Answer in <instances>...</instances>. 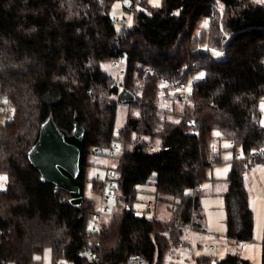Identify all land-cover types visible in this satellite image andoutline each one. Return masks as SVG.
I'll use <instances>...</instances> for the list:
<instances>
[{
  "label": "trees",
  "instance_id": "obj_1",
  "mask_svg": "<svg viewBox=\"0 0 264 264\" xmlns=\"http://www.w3.org/2000/svg\"><path fill=\"white\" fill-rule=\"evenodd\" d=\"M115 1L0 0V94L14 107L0 123V177L7 178L0 188V264H43L46 246L53 264L61 258L73 264H170L166 253L187 243L183 233L202 228L197 191L208 170L223 161L211 147L216 130L234 150L224 194L226 236L254 240L245 173L264 158L251 157L264 146V0H162L155 6L137 0L135 10L129 0L123 7L133 13V25L121 30L111 13ZM203 19L207 28H201ZM123 56L119 83L102 62ZM181 84L188 96L181 95ZM123 87L136 98L126 102L127 121L115 133ZM49 116L68 133L76 117L84 125L82 180L88 155L106 156L112 195L103 197V179H94L93 187L102 206L108 209L116 196L119 209L108 222L102 218L100 230L91 225L102 206L96 209L86 196L79 203L68 200L66 190L41 180L29 159ZM114 143L117 152L109 157ZM154 145L160 148L150 152ZM143 184L153 189L146 201L153 212L151 197L155 204L161 194L174 198L168 221L134 207ZM211 263L254 264L237 253L221 259L194 253L190 263L175 262Z\"/></svg>",
  "mask_w": 264,
  "mask_h": 264
},
{
  "label": "rangeland",
  "instance_id": "obj_2",
  "mask_svg": "<svg viewBox=\"0 0 264 264\" xmlns=\"http://www.w3.org/2000/svg\"><path fill=\"white\" fill-rule=\"evenodd\" d=\"M151 5H160L162 0H148ZM124 3L129 4V0H116L111 8V13L118 19L116 22L117 27L121 30L123 26L133 25V13L124 10ZM138 8V3L136 4ZM201 28H207L208 20L203 19L200 23ZM200 28V29H201ZM199 29V30H200ZM215 56H221V53L215 49L212 50ZM126 67V58L123 56L120 60L112 59L102 62V68L106 70L110 75H112L119 83L122 82L124 77V69ZM260 107L262 109V122L264 123V99L260 102ZM134 109V108H133ZM136 110V109H135ZM14 107L10 105L5 96L0 94V123H4L11 115H13ZM130 112L129 104L126 102H119L117 108V115L115 121V133H118L119 129L122 128ZM134 112V110H133ZM117 144V143H116ZM119 144V143H118ZM117 144V145H118ZM232 142L227 138H221V132L216 130L212 139L211 147L214 149L215 154H219L223 161L216 163L211 169L208 170L209 177L206 178L200 184L198 188V195L201 199L203 206V211L205 212L204 227L207 230L216 232L217 236L223 238L222 233H226V210H225V200L224 194L228 190L229 181L227 179L228 173L231 170V158L234 155V150L231 148ZM159 145H154L150 148V152L158 150ZM117 158L113 157L111 160L112 165L116 163ZM110 163V165H111ZM108 162L106 156L103 152L90 153L88 155V165L85 168L84 183V196L93 199L96 209L101 207V195L99 191L95 190L93 187L94 179H103L105 176L106 167ZM253 165V164H252ZM251 165V166H252ZM258 165L260 175L264 183V158L254 162V166ZM250 166V167H251ZM112 171V170H110ZM249 171V173H248ZM247 174H255L251 168L247 169ZM253 177V176H251ZM7 181V180H6ZM5 180H0V188L4 186ZM258 184V183H257ZM260 184V182H259ZM144 185V184H143ZM139 185L142 192L138 194V201L135 202L134 207L139 213H145L148 217H155L154 212L147 209V198L153 194L149 193L147 190H153L151 184ZM149 186V187H147ZM146 187V188H143ZM255 190L257 192V205H254V240L252 242H234L233 245L229 242L223 243V241L216 242L214 248L209 247V243L200 244L198 242L199 237H197L198 230L193 228L192 232L185 231L182 238L187 241V243L181 244L176 247H172L167 253L166 258L170 261V264H175V262H192L195 255H207L217 256L221 254V251L226 253H237L244 258H248L254 264L262 263V240L264 237V187L256 186ZM117 191H115L116 193ZM108 209H105L102 218L105 222H108L115 211L119 209L117 204V197L114 196L107 202ZM156 206V204H155ZM191 243V247L189 244ZM183 252V253H182ZM217 252V253H216ZM226 256V255H225ZM224 256V257H225ZM43 264H53L52 249L50 246H46L43 249L41 255ZM223 257H220V259ZM58 264H73L72 261L61 258L58 260ZM213 264V263H211Z\"/></svg>",
  "mask_w": 264,
  "mask_h": 264
},
{
  "label": "water",
  "instance_id": "obj_3",
  "mask_svg": "<svg viewBox=\"0 0 264 264\" xmlns=\"http://www.w3.org/2000/svg\"><path fill=\"white\" fill-rule=\"evenodd\" d=\"M122 102L132 101L135 94L123 87L118 91ZM86 129L78 117L72 133L59 127L52 116L43 121L28 151L32 164L40 170L42 181H51L66 190L74 203L84 196V172Z\"/></svg>",
  "mask_w": 264,
  "mask_h": 264
},
{
  "label": "crops",
  "instance_id": "obj_4",
  "mask_svg": "<svg viewBox=\"0 0 264 264\" xmlns=\"http://www.w3.org/2000/svg\"><path fill=\"white\" fill-rule=\"evenodd\" d=\"M250 168L253 170V172L255 174L254 175L253 174H247V171H246L245 181H246V186L248 188L250 205H251V208H252L253 213H254V208H255L254 205L255 206L257 205V199H258L255 187L260 186V185L262 187H264V183H263L262 177L260 175L258 165L254 166V163H253V165ZM248 173H249V171H248ZM251 176H253V177H251ZM259 182H260V184H259ZM187 192L191 193L192 191L188 190ZM173 201H174V198L171 195H168V194L159 195V198L156 202V210L154 211L155 217L159 220H162V221H168L171 217V214H172L171 208L173 205ZM201 226H202V228L201 229L199 228L198 232H197V237H199V239H198L199 245L209 243V247L213 249L214 245H216V242H218V241H220V242L223 241V243L229 242V244H231V245H233L234 242H236L232 239H229L226 236V233H222L224 235L223 236L224 240H220L222 238L215 235V234H217L216 232L214 233L211 230L205 229L204 223ZM191 232H192V230H191ZM226 254H228V252L226 253L225 251H221V254H217V256L215 254H213V255L216 258L220 259V257H224Z\"/></svg>",
  "mask_w": 264,
  "mask_h": 264
},
{
  "label": "built area",
  "instance_id": "obj_5",
  "mask_svg": "<svg viewBox=\"0 0 264 264\" xmlns=\"http://www.w3.org/2000/svg\"><path fill=\"white\" fill-rule=\"evenodd\" d=\"M260 1V0H259ZM136 4H137V0L133 1L130 5L132 7V10H135L136 8ZM179 89L182 90V96H188V87L187 85L185 84H181L179 86ZM117 149H118V145L116 143L112 144V146L109 148L108 150V156H112L114 155V153L117 152ZM259 156H262L264 157V146L263 147H260L258 150L254 151L251 155L252 158H256V157H259ZM114 183V180L112 178V175H111V171L110 169L108 168V166L106 167V171H105V176L103 178V186H104V189H105V195H103V197L106 196V194L108 196H111L112 195V192L109 190V187L112 186ZM55 191H58L59 190V187L56 186ZM68 200H72V196L68 197L67 198ZM148 205L151 209L154 208L155 206V199L153 197H151L148 201ZM102 206V205H101ZM106 209V206H102L101 207V210H99V212L97 213V215L92 219V230L93 231H96V230H100L101 227H102V214H103V211Z\"/></svg>",
  "mask_w": 264,
  "mask_h": 264
},
{
  "label": "snow or ice",
  "instance_id": "obj_6",
  "mask_svg": "<svg viewBox=\"0 0 264 264\" xmlns=\"http://www.w3.org/2000/svg\"><path fill=\"white\" fill-rule=\"evenodd\" d=\"M7 178L6 177H0V180H6Z\"/></svg>",
  "mask_w": 264,
  "mask_h": 264
}]
</instances>
